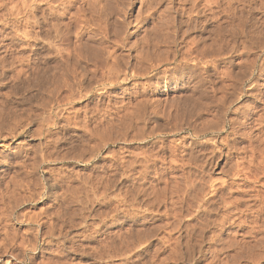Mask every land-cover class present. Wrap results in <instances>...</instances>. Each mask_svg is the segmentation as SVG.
<instances>
[{
    "label": "rangeland",
    "instance_id": "obj_1",
    "mask_svg": "<svg viewBox=\"0 0 264 264\" xmlns=\"http://www.w3.org/2000/svg\"><path fill=\"white\" fill-rule=\"evenodd\" d=\"M261 138L264 0H0V264H254Z\"/></svg>",
    "mask_w": 264,
    "mask_h": 264
},
{
    "label": "bare ground",
    "instance_id": "obj_2",
    "mask_svg": "<svg viewBox=\"0 0 264 264\" xmlns=\"http://www.w3.org/2000/svg\"><path fill=\"white\" fill-rule=\"evenodd\" d=\"M70 1V0H69ZM211 1V0H210ZM204 2V1H203ZM148 3V2H147ZM155 3V2H154ZM238 3V2H237ZM244 3V2H243ZM242 3V4H243ZM259 4V3H258ZM125 5V4H124ZM233 5V4H232ZM169 6V5H168ZM124 8V7H123ZM126 8V7H125ZM128 8V7H127ZM233 8V7H232ZM261 8V7H260ZM98 9V8H97ZM100 10V9H99ZM243 10V9H242ZM165 11V10H164ZM167 11H169V10H167ZM197 12V11H196ZM62 13H64V12H62ZM193 14V13H192ZM88 17V16H87ZM147 19V18H146ZM145 20V19H144ZM156 22V21H155ZM200 23V22H199ZM241 24V23H240ZM165 25V24H164ZM261 25V24H260ZM166 26V25H165ZM187 26V25H186ZM77 27V26H76ZM156 27V26H155ZM251 27V26H250ZM164 28V27H163ZM229 28V27H228ZM235 28V27H234ZM253 28V27H252ZM161 29V28H160ZM166 29V28H165ZM75 30V29H74ZM159 32V31H158ZM217 32H219V31H217ZM222 32H224V31H222ZM172 33V32H171ZM56 34V33H55ZM152 34H153V32H152ZM160 34V33H159ZM158 34V35H159ZM235 34V33H234ZM77 35V34H76ZM165 35V34H164ZM167 35V34H166ZM165 35V36H166ZM222 35V34H221ZM226 35V34H225ZM224 34H223V36H222V38L220 37V39H219V41H220V43H222L223 42V39L224 38H226L227 36H225ZM155 36V35H154ZM163 36V35H162ZM161 36V37H162ZM153 37V36H152ZM249 37V36H248ZM167 39H168V37H167ZM76 40V39H75ZM51 42V41H50ZM154 42V41H153ZM166 42V41H165ZM215 42V41H214ZM141 43V42H140ZM157 43V42H156ZM213 43V42H212ZM211 43V44H212ZM233 43V42H232ZM80 44V43H79ZM86 45V44H85ZM131 45V44H130ZM136 45V44H135ZM134 45V48L136 47ZM161 45V44H160ZM225 45V44H224ZM231 45V44H230ZM51 46V45H50ZM70 46V45H69ZM80 46V45H79ZM139 46V45H138ZM156 46V45H155ZM210 46V45H209ZM228 46V45H227ZM212 47H214L215 48V46H212ZM225 47V46H224ZM203 48H205V47H203ZM207 48V47H206ZM218 48L219 49H221V48H223V46H222V44H219L218 45ZM232 48V47H231ZM235 48V47H234ZM62 49V48H61ZM73 49V48H72ZM86 49V48H85ZM138 49V48H137ZM140 49H141V47H140ZM154 49V48H153ZM212 49V48H211ZM219 49H217V50H219ZM228 49V48H227ZM51 50V49H50ZM55 50V49H54ZM103 50V49H102ZM215 50V49H214ZM222 50V49H221ZM245 50V49H244ZM256 50V49H255ZM63 51V50H62ZM66 51H67V49H66ZM109 51V50H108ZM140 51V50H139ZM234 51H235V49H234ZM238 51H239V49H238ZM72 52H74V51H72ZM107 52V51H106ZM206 52V51H205ZM236 52V51H235ZM234 52V53H235ZM35 53V52H34ZM54 53V52H53ZM67 53V52H66ZM65 53V54H66ZM103 53H105V52H103ZM146 53V52H145ZM186 53V52H185ZM204 53V52H203ZM209 53H210V51H209ZM220 53V52H219ZM239 53V52H238ZM77 54V53H76ZM109 54H110V52H109ZM143 54H144V52H143ZM192 54V53H191ZM221 54H223V53H221ZM246 54V53H245ZM263 54V53H262ZM71 55V54H70ZM103 55V54H102ZM186 55V54H185ZM201 55H202V53H201ZM206 55V54H205ZM67 56H69V55H67ZM78 56V55H77ZM138 56V55H137ZM141 56V55H140ZM139 56V57H140ZM150 56V55H149ZM159 56V55H158ZM49 57H50V55H49ZM74 57V56H73ZM46 58V57H45ZM101 58V57H100ZM142 58V57H141ZM183 58V57H182ZM155 59V58H154ZM157 59V58H156ZM80 61V60H79ZM97 61V60H96ZM232 61V60H231ZM40 62V61H39ZM71 62V61H70ZM75 62V61H74ZM162 62V61H161ZM227 62V61H226ZM250 62V61H249ZM62 63V62H61ZM92 63V62H91ZM92 64H94V63H92ZM178 64V63H177ZM231 64V63H230ZM71 65V64H70ZM73 65V64H72ZM160 64H158V66H159ZM233 65V64H232ZM161 66V65H160ZM73 67V66H72ZM107 67H109V66H107ZM95 68V67H94ZM110 68V67H109ZM225 68V67H224ZM231 68V67H230ZM60 69V68H59ZM84 70V69H83ZM105 70V69H104ZM114 70V69H113ZM260 70H262V67H261V69ZM36 71L37 70H35V73H36ZM41 71V70H40ZM59 71V70H58ZM61 71V70H60ZM93 71V70H92ZM108 71V70H107ZM131 71V70H130ZM109 73H110V71H108ZM108 72L106 73V71H105V75L106 74H108ZM166 72H167V70H165L162 74L163 75H166ZM201 72V71H200ZM260 72V71H259ZM53 73V72H52ZM87 73V72H86ZM91 73V72H90ZM89 73V74H90ZM169 73V72H168ZM237 73V72H236ZM95 74V73H94ZM242 74V73H241ZM64 75V74H63ZM81 75V74H80ZM109 75V74H108ZM127 75V74H126ZM156 75V74H155ZM38 76V75H37ZM115 76V75H114ZM113 76V77H114ZM107 77H109V76H107ZM107 77H105V79L107 78ZM112 77V78H113ZM120 77V76H119ZM126 77V76H125ZM219 77V76H218ZM227 77V76H226ZM92 78V77H91ZM104 78V77H103ZM103 78H100V79H103ZM110 78V77H109ZM109 78H107L108 79V81H109ZM111 78V79H112ZM164 78V77H163ZM229 78V77H228ZM45 79H47V78H45ZM94 79V78H93ZM96 79V78H95ZM94 79V80H95ZM168 79V78H167ZM166 79V80H167ZM48 80V79H47ZM98 80V79H97ZM238 80V79H237ZM255 80V79H254ZM106 81V80H105ZM236 81V80H235ZM47 82V81H46ZM68 82V81H67ZM46 84V83H45ZM193 84V83H192ZM239 84H240V82H239ZM214 85V84H213ZM227 85V84H226ZM39 87V86H38ZM72 87V86H71ZM228 87V86H227ZM81 88H83V87H81ZM69 89V88H68ZM227 90V89H226ZM143 91V90H142ZM224 91V90H223ZM42 92V91H41ZM82 92V91H81ZM227 93V92H226ZM240 93V92H239ZM255 93V92H254ZM227 94H229V93H227ZM250 94V93H249ZM51 95V94H50ZM140 95V94H139ZM44 97V96H43ZM47 97V96H46ZM175 97V96H174ZM254 97V96H253ZM60 98V97H59ZM48 99V98H47ZM66 99V98H65ZM53 100V99H52ZM55 100V99H54ZM237 100V99H236ZM189 102V101H188ZM58 103V102H57ZM63 103V102H62ZM147 104V103H146ZM152 104V103H151ZM190 104V103H189ZM201 105V104H200ZM228 105V104H227ZM175 106V105H174ZM177 106V105H176ZM207 106V105H206ZM246 106H248L247 104H246ZM160 110V109H159ZM204 110V109H203ZM201 111V110H200ZM125 112V111H124ZM157 112V111H156ZM156 112H154V111H152V112H150V114H149V118L151 119V120H153V121H157L158 120V117H157V115H156ZM247 113V112H246ZM139 114V113H138ZM143 114V113H142ZM194 114V113H193ZM125 115H126V113H125ZM141 115V114H140ZM192 115V114H191ZM221 115V114H220ZM127 116V115H126ZM187 116V115H186ZM60 117V116H59ZM175 117V116H174ZM193 117V116H192ZM148 118V119H149ZM172 118V117H171ZM147 119V120H148ZM208 120V119H207ZM219 120V119H218ZM4 121V120H3ZM30 123V122H29ZM260 123V122H259ZM205 124V123H204ZM261 124V123H260ZM14 125V124H13ZM19 125V124H18ZM205 126H207L206 124H205ZM144 127V126H143ZM155 128V127H154ZM206 128V127H205ZM256 128V127H255ZM180 129V128H179ZM203 129V128H202ZM197 130V129H196ZM157 131V130H156ZM176 132V131H175ZM245 132V131H244ZM152 134V133H151ZM158 134L159 133H157V132H155V133H153V135L154 136H158ZM161 134V133H160ZM241 136V135H240ZM259 136H262V135H259ZM228 137V136H227ZM75 138V137H74ZM179 138V137H178ZM143 139V138H142ZM211 139V138H210ZM213 139V138H212ZM262 139V138H261ZM132 140V139H131ZM263 140V141H262ZM261 141H262V144L261 145H258V147L257 148H259V149H257V148H254V146L253 145H250V146H253V150L255 151H260L262 154H264V139H262ZM201 142V141H200ZM203 142V141H202ZM260 143V142H259ZM252 144V143H251ZM183 145V144H182ZM235 145V144H234ZM159 148V147H158ZM229 148V147H228ZM234 148V147H233ZM238 149V148H237ZM233 150V149H232ZM127 151V150H126ZM239 151V150H238ZM247 151H249V149L247 150ZM250 153V152H249ZM41 154V153H40ZM130 154V153H129ZM248 154V153H247ZM145 155V154H144ZM175 155V154H174ZM253 155H255V154H253ZM260 155V154H259ZM40 156V155H39ZM46 156V155H45ZM190 156V155H189ZM212 156V155H211ZM218 156V155H217ZM249 156V155H248ZM83 158V157H82ZM135 158V157H134ZM196 158V157H195ZM256 158V157H255ZM261 158H263V156L261 157ZM68 159H69V157H68ZM133 159V158H132ZM254 159V158H253ZM183 160V159H182ZM198 160V159H197ZM245 160V159H244ZM140 161V160H139ZM263 161V160H262ZM86 162V161H85ZM182 162V161H181ZM132 163V162H131ZM260 163V162H259ZM245 164H247V163H245ZM35 165V164H34ZM248 165H250V164H248ZM185 166V165H184ZM194 166V165H193ZM215 166V165H214ZM243 166V165H242ZM253 166H255L254 164H253ZM258 166V165H257ZM144 167V166H143ZM197 167V166H196ZM230 167V166H229ZM145 168V167H144ZM244 168V167H243ZM239 171V170H238ZM245 171V170H244ZM192 172V171H191ZM237 172V171H236ZM241 172V171H240ZM260 172H262V171H260ZM228 173V172H227ZM264 173V172H263ZM262 175V174H261ZM236 176V175H235ZM244 177H246V176H244ZM252 177H253V175H252ZM250 178V177H249ZM248 178V179H249ZM255 179V178H254ZM144 180V179H143ZM257 182V181H256ZM199 183V182H198ZM210 183V182H209ZM213 183V182H212ZM211 183V184H212ZM259 183V182H258ZM219 184V183H218ZM220 185V184H219ZM261 186V185H260ZM200 187V186H199ZM244 187V186H243ZM197 188V187H196ZM243 190V189H242ZM204 191V190H203ZM33 192V191H32ZM237 192V191H236ZM251 192V191H250ZM196 194V193H195ZM247 194V193H246ZM28 195H30V194H28ZM249 196V195H248ZM252 196V195H251ZM7 197V196H6ZM233 198V197H232ZM255 198V197H254ZM7 199H9V198H7ZM20 199V198H19ZM197 199V198H196ZM229 199V198H228ZM264 199V198H263ZM4 200V199H3ZM192 200V199H191ZM198 200V199H197ZM252 200V199H251ZM5 201V200H4ZM230 201V200H229ZM253 201V200H252ZM7 203V202H6ZM5 203V204H6ZM16 203V202H15ZM19 203V202H18ZM199 203V202H198ZM248 203V202H247ZM209 204V203H208ZM259 204V203H258ZM7 205H8V203H7ZM24 205V204H23ZM228 205V204H227ZM251 204L249 203V206H250ZM248 206V207H249ZM254 206V205H253ZM259 206V205H258ZM126 207V206H125ZM217 207V206H216ZM245 207H246V205H245ZM244 207V208H245ZM247 207V208H248ZM251 207V206H250ZM260 207V206H259ZM234 208H235V206H234ZM9 210V209H8ZM13 210V209H12ZM226 210V209H225ZM127 211V210H126ZM251 211H253V210H251ZM256 211H258V210H256ZM11 212V211H10ZM250 212V211H249ZM27 214V213H26ZM130 214V213H129ZM219 214V213H218ZM255 214V213H254ZM253 215V214H252ZM258 215V214H257ZM27 216V215H26ZM248 216V215H247ZM252 217V216H251ZM260 217V216H259ZM18 218V217H17ZM27 218V217H26ZM29 218V217H28ZM258 218V217H257ZM208 219V218H207ZM206 219V220H207ZM217 219V218H216ZM6 220V219H5ZM37 220V219H36ZM204 220V219H203ZM227 220V219H226ZM230 220V219H229ZM255 220H257V219H255ZM244 221V220H243ZM253 221V220H252ZM252 221H250V222H252ZM36 222V221H35ZM214 222V221H213ZM261 222V221H260ZM203 223V222H202ZM249 223V222H248ZM253 223V222H252ZM227 224V223H226ZM240 224H241V222H240ZM239 224V225H240ZM246 224V223H245ZM255 224H256V222H255ZM258 224V223H257ZM256 224V225H257ZM39 225V224H38ZM218 225V224H217ZM261 225V224H260ZM246 227H248V226H246ZM249 227H250V225H249ZM253 227V226H252ZM262 228H264L263 226H261V229ZM203 229V228H202ZM212 229V228H211ZM219 229V228H218ZM250 229H252V228H250ZM198 230V229H197ZM252 230H254V231H257V230H255V228H253ZM260 230V229H259ZM33 231V230H32ZM249 231V230H248ZM253 231V232H254ZM264 231V230H263ZM177 232V231H176ZM169 233V232H168ZM246 233H248V232H246ZM246 233H245V235H246ZM252 233V232H251ZM256 233V232H255ZM254 233V234H255ZM36 234V233H35ZM200 234V233H199ZM212 235V234H211ZM233 235V234H232ZM262 235V234H261ZM177 236V235H176ZM214 236V235H213ZM247 236H248V234H247ZM260 236V235H259ZM168 237V236H167ZM251 237V236H250ZM175 239V238H174ZM200 240H201V238H199ZM230 239V238H229ZM187 241V240H186ZM227 241V240H226ZM231 241V240H230ZM237 241V240H236ZM254 241V240H253ZM1 242V241H0ZM139 242V241H138ZM246 242V241H245ZM249 242V241H248ZM4 243V242H3ZM244 243V242H243ZM31 244V243H30ZM185 244V243H184ZM231 244V243H230ZM237 244H238V242H237ZM242 244V243H241ZM240 244V245H241ZM248 244V243H247ZM255 245H253V246H249V244L247 245V246H249L248 248H246V247H243V249L245 248V249H247L248 250V253H249V255H248V257L245 255V256H243V257H247V261H249V260H251L252 262H254V264L256 263L257 264V262L260 260V259H262V260H264V235L263 236H260L258 239H257V241L255 240V243H254ZM235 245H236V243H235ZM239 245V244H238ZM186 246V245H185ZM221 246H223V245H221ZM225 246V245H224ZM244 246H246L245 244H244ZM238 247V246H237ZM187 248V247H186ZM186 250V249H185ZM226 251V250H225ZM235 252V251H234ZM244 252V251H243ZM247 252V251H246ZM246 252H244V253H246ZM241 253H242V251H241ZM234 254V253H233ZM237 254V253H236ZM232 256V255H231ZM230 258V257H229ZM212 259V258H211ZM230 260H231V258H230ZM232 261V260H231ZM238 261V260H237ZM251 262V263H252ZM248 263V262H247ZM228 264H230V263H228ZM232 264V263H231ZM259 264V263H258Z\"/></svg>",
    "mask_w": 264,
    "mask_h": 264
}]
</instances>
